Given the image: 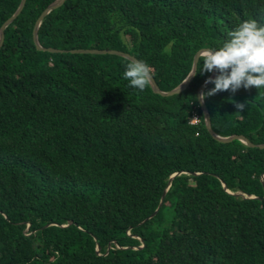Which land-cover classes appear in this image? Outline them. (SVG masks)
<instances>
[{
  "label": "trees",
  "instance_id": "obj_1",
  "mask_svg": "<svg viewBox=\"0 0 264 264\" xmlns=\"http://www.w3.org/2000/svg\"><path fill=\"white\" fill-rule=\"evenodd\" d=\"M54 1L26 0L0 48V264H264V149L209 135L211 73L162 97L128 86L124 58L38 50ZM19 3L0 0V27ZM250 18L264 0H66L38 42L128 53L168 92ZM204 103L216 135L264 144V88Z\"/></svg>",
  "mask_w": 264,
  "mask_h": 264
},
{
  "label": "clouds",
  "instance_id": "obj_2",
  "mask_svg": "<svg viewBox=\"0 0 264 264\" xmlns=\"http://www.w3.org/2000/svg\"><path fill=\"white\" fill-rule=\"evenodd\" d=\"M227 37L220 46L204 51L199 71H191L175 90L176 93L193 75L213 72L217 74L209 76L204 84H213L214 87L200 94L201 102L225 91L235 94L241 88L249 90L255 87L259 91L264 88V25L255 19H246L229 31ZM152 73L153 69L147 62L130 60L122 76L130 88L143 92L151 85ZM246 106L245 103H235L238 111H243Z\"/></svg>",
  "mask_w": 264,
  "mask_h": 264
},
{
  "label": "water",
  "instance_id": "obj_3",
  "mask_svg": "<svg viewBox=\"0 0 264 264\" xmlns=\"http://www.w3.org/2000/svg\"><path fill=\"white\" fill-rule=\"evenodd\" d=\"M66 0H55L53 3H51L41 14L40 16L37 18V20L35 21V24H34V28H33V32H32V39H33V43L36 47V49L38 50H41V51H49V52H54V53H71V54H92V55H114V56H118V57H121V58H124L128 61L130 60H137L135 57H133L132 55L128 54V53H125V52H122V51H117V50H98V49H74V50H68V51H61V50H55V49H45L43 47H41L39 45V42H38V29H39V26L41 25V22L43 21V19L49 14L51 13L52 11H54L55 9L61 7L64 3H65ZM25 2L26 0H20V3L17 7V9L15 10V12L1 25L0 27V48L3 44V40H4V31L6 29V27L8 25H10L17 17L18 15L21 13L22 9L24 8V5H25ZM207 50V49H201L199 51H197L193 57V63H192V68H191V71H193L194 69H197V65H198V60L199 58L203 55L204 51ZM190 71V72H191ZM189 72V73H190ZM217 73L213 72L211 73L210 76L214 77ZM195 75H193L189 81L186 83V84H183L179 90L178 93H176V89L178 88V86L183 82H181L177 87H175L174 89L168 91V92H163L161 91L154 78L152 77V81H151V90L153 93L155 94H158L162 97H167V96H173V95H177V94H180L182 93L187 87L188 85L190 84V82L193 80ZM212 84H208L207 86H205V84L203 83L199 88H198V91H197V101H198V104H199V107H200V110H201V113H202V117H203V121H204V124H205V127H206V130L207 132L209 133V135L216 141L220 142V143H229V142H232L234 140H237V141H240L241 143H243L244 145H246L247 147H250V148H254V147H257V148H260V149H264V144H260V145H255L253 144L252 142H250L246 137L242 136V135H232V136H228V137H221V136H218L216 135L213 130H212V127H211V121H210V115H209V112L205 106V103L204 102H201L199 100V96L200 94L204 91V89L208 86H210ZM179 173H175L173 175H171V177L169 178V181H168V185H167V188L170 186L172 180L174 177L178 176ZM222 186L224 187L225 189V185L222 184ZM263 187H264V184H263ZM166 188V190H167ZM226 190V189H225ZM227 191V190H226ZM166 192V191H165ZM165 192L162 194L161 196V199H160V202H159V205L157 207V209L155 210V212L153 214H151L149 216V218L153 217L157 211L159 210V208L161 207L162 203H163V200H164V195H165ZM228 192V191H227ZM230 193V192H228ZM232 194V193H230ZM234 195H241L243 198H255L253 196H247L245 194H242L240 192H237L235 193ZM147 218V219H149ZM96 250L98 251L99 250V247L97 246Z\"/></svg>",
  "mask_w": 264,
  "mask_h": 264
},
{
  "label": "built area",
  "instance_id": "obj_4",
  "mask_svg": "<svg viewBox=\"0 0 264 264\" xmlns=\"http://www.w3.org/2000/svg\"><path fill=\"white\" fill-rule=\"evenodd\" d=\"M193 119H197V120H193ZM188 120L190 125H198L200 123V118L195 112L192 113V115L189 117Z\"/></svg>",
  "mask_w": 264,
  "mask_h": 264
}]
</instances>
